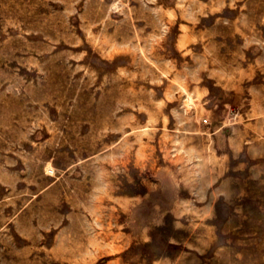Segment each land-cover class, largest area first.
<instances>
[{
	"label": "rangeland",
	"instance_id": "obj_1",
	"mask_svg": "<svg viewBox=\"0 0 264 264\" xmlns=\"http://www.w3.org/2000/svg\"><path fill=\"white\" fill-rule=\"evenodd\" d=\"M0 264H264V0H0Z\"/></svg>",
	"mask_w": 264,
	"mask_h": 264
},
{
	"label": "bare ground",
	"instance_id": "obj_2",
	"mask_svg": "<svg viewBox=\"0 0 264 264\" xmlns=\"http://www.w3.org/2000/svg\"><path fill=\"white\" fill-rule=\"evenodd\" d=\"M189 99L191 100L192 98L189 97ZM47 169H48V170H52V166H51V165H48V166H47Z\"/></svg>",
	"mask_w": 264,
	"mask_h": 264
}]
</instances>
